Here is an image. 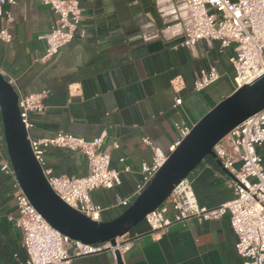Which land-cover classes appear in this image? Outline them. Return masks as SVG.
<instances>
[{
  "label": "crops",
  "instance_id": "obj_1",
  "mask_svg": "<svg viewBox=\"0 0 264 264\" xmlns=\"http://www.w3.org/2000/svg\"><path fill=\"white\" fill-rule=\"evenodd\" d=\"M84 35L60 47L45 62L36 59L46 43L39 39L54 21L48 6L17 0L10 8L12 38L0 41V73L18 95L45 91L44 110L30 113L32 138L62 131L91 139L104 133L102 150L120 171L121 184L91 193L107 207L101 219L116 216L117 197L132 193L140 180L139 166L151 153L148 137L163 151L179 138V127L191 128L218 101L234 90L231 49L200 40L183 47L180 23L186 19L184 0H78ZM215 66L219 79L200 92L193 82L200 70ZM180 98V104L174 100ZM1 129V125H0ZM2 137L0 134V143ZM45 166L53 175L84 176L86 156L80 151L48 147ZM128 167V171H123ZM230 175L216 158L207 156L188 180L199 204L219 205L232 196ZM168 209L167 216H171ZM16 215L12 180L0 170V264H23L22 234L9 216ZM132 241L123 264H242L237 237L227 215L214 220L189 218L171 225L155 238L145 222L130 230ZM16 254V258L14 257ZM72 264H116L109 252L74 258Z\"/></svg>",
  "mask_w": 264,
  "mask_h": 264
},
{
  "label": "built area",
  "instance_id": "obj_2",
  "mask_svg": "<svg viewBox=\"0 0 264 264\" xmlns=\"http://www.w3.org/2000/svg\"><path fill=\"white\" fill-rule=\"evenodd\" d=\"M37 1L48 6L55 16L49 31L38 37L44 39L46 46L36 60L45 62L76 35H84L79 27L82 10L78 0ZM16 3L17 0H0L1 42H9L12 38L9 25L14 17L10 8ZM184 5L187 17L180 23V46L193 47L200 40H205L207 43L218 42L221 51L230 48L232 53L228 62L234 69V89L264 74V0H184ZM218 79L215 66L201 69L199 77L193 82V90L200 92ZM8 81L12 82L11 79ZM44 95L45 91H39L18 97L19 115L27 132L32 125L30 113L44 110ZM180 102V98L174 100V104ZM176 128L179 138L167 151L148 137L142 138L150 149V161L140 164V180L132 193L125 197L118 196L112 207L122 210L129 206L190 130L178 125ZM27 137L53 192L71 208L93 220H100L107 207L94 202L91 193L99 188L112 189L121 184L120 171L110 166L109 152L101 149L104 133L91 139L62 131L43 138H32L28 132ZM260 145H264V109L234 127L212 148L221 166L230 175L231 198L212 207L199 204L186 177L173 187L158 207L145 215L144 221L152 237L189 218L214 220L227 215L237 237L235 250L242 258V264H264V163L257 151ZM48 147L82 152L87 158V174L53 175L43 160V152ZM0 170L12 180L16 215L8 219L22 234L23 264H72L74 258L103 252H109L116 262L115 252L122 257L130 248L132 241L127 234L117 237L114 245L110 242L83 243L62 234L31 204L16 181L8 159H0ZM128 170V167L123 169L124 172ZM168 209L173 211L171 216L166 215Z\"/></svg>",
  "mask_w": 264,
  "mask_h": 264
},
{
  "label": "water",
  "instance_id": "obj_3",
  "mask_svg": "<svg viewBox=\"0 0 264 264\" xmlns=\"http://www.w3.org/2000/svg\"><path fill=\"white\" fill-rule=\"evenodd\" d=\"M18 97L13 85L0 73L2 136L20 188L41 216L62 234L83 243L114 245L117 237L128 234L141 223L207 156L216 158L212 148L220 139L264 109V74L234 89L203 114L131 204L107 220L85 216L53 192L30 148L28 132L19 115ZM115 257L116 264H123L117 251Z\"/></svg>",
  "mask_w": 264,
  "mask_h": 264
},
{
  "label": "rangeland",
  "instance_id": "obj_4",
  "mask_svg": "<svg viewBox=\"0 0 264 264\" xmlns=\"http://www.w3.org/2000/svg\"><path fill=\"white\" fill-rule=\"evenodd\" d=\"M257 151H258V153L261 155V157H262V160H263V163H264V145H260V146H258L257 147ZM0 159L3 157V158H5V159H7V153H6V148H5V144H4V142H1L0 143ZM134 200V199H133ZM132 200V201H133ZM143 222H145L144 220L141 222V223H143ZM140 224V223H139Z\"/></svg>",
  "mask_w": 264,
  "mask_h": 264
},
{
  "label": "trees",
  "instance_id": "obj_5",
  "mask_svg": "<svg viewBox=\"0 0 264 264\" xmlns=\"http://www.w3.org/2000/svg\"><path fill=\"white\" fill-rule=\"evenodd\" d=\"M0 125H1V120H0ZM0 134H1V137H2V142H4L3 141V136H2V129H0Z\"/></svg>",
  "mask_w": 264,
  "mask_h": 264
}]
</instances>
